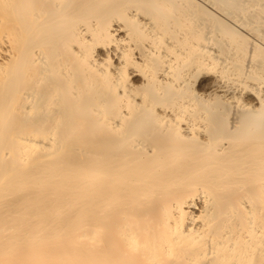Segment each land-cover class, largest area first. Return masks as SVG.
Returning <instances> with one entry per match:
<instances>
[{
	"label": "bare ground",
	"instance_id": "bare-ground-1",
	"mask_svg": "<svg viewBox=\"0 0 264 264\" xmlns=\"http://www.w3.org/2000/svg\"><path fill=\"white\" fill-rule=\"evenodd\" d=\"M0 264H264V0H0Z\"/></svg>",
	"mask_w": 264,
	"mask_h": 264
}]
</instances>
